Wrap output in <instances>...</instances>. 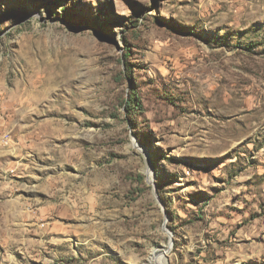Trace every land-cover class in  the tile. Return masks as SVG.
I'll use <instances>...</instances> for the list:
<instances>
[{"label":"rangeland","instance_id":"374dc122","mask_svg":"<svg viewBox=\"0 0 264 264\" xmlns=\"http://www.w3.org/2000/svg\"><path fill=\"white\" fill-rule=\"evenodd\" d=\"M168 244L264 264V0H0V264Z\"/></svg>","mask_w":264,"mask_h":264},{"label":"bare ground","instance_id":"6f19581e","mask_svg":"<svg viewBox=\"0 0 264 264\" xmlns=\"http://www.w3.org/2000/svg\"><path fill=\"white\" fill-rule=\"evenodd\" d=\"M36 110V109H33ZM171 246L168 244L165 249L159 251V250H153L151 254L148 257L149 264H166V254L169 252Z\"/></svg>","mask_w":264,"mask_h":264}]
</instances>
